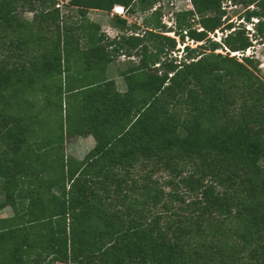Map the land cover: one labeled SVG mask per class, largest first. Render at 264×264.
<instances>
[{"label":"trees","instance_id":"obj_1","mask_svg":"<svg viewBox=\"0 0 264 264\" xmlns=\"http://www.w3.org/2000/svg\"><path fill=\"white\" fill-rule=\"evenodd\" d=\"M160 1L0 0V264H264V69L216 52L264 46V0H188L170 27ZM115 6L147 27L107 38L87 14ZM63 96L78 116H51Z\"/></svg>","mask_w":264,"mask_h":264},{"label":"rangeland","instance_id":"obj_2","mask_svg":"<svg viewBox=\"0 0 264 264\" xmlns=\"http://www.w3.org/2000/svg\"><path fill=\"white\" fill-rule=\"evenodd\" d=\"M56 3H59L61 5V12L63 15H71L73 16L74 14V9L69 8L67 6V0H55ZM160 9H161V23H163L166 27H170L172 25V19H171V14L174 12H178L181 10H187L190 9V4L188 2V0H161L159 3ZM224 9H225V17H226V23L228 22H232L234 23V25L241 23L240 21V16L242 14V9L240 7H233L231 5H229V3H224L223 4ZM113 13L112 11L110 13H105V12H96V11H90L87 14V17L92 19L93 21H98V23H102L100 28L102 33L105 34V36H107L108 38H111L113 36H116L118 34H120V30L119 28L114 25H112V16ZM22 17L24 19L29 20V18L31 17V14L28 12H24L22 14ZM121 17L125 18V20L127 21L128 25H135L138 28H141V30H143L144 28L147 27L146 23H144L145 18L150 19V14L149 15H142V14H134L132 16H126L125 12L121 15ZM148 22L150 20H147ZM145 24V25H144ZM244 24V23H242ZM245 25V24H244ZM143 28V29H142ZM251 25L247 24L245 25V30L248 31V36H250L251 33ZM227 32H222L217 30L214 33L210 34L208 37L212 40V41H219L222 34H226ZM167 36H172V33H167ZM249 38V37H248ZM185 44H188V46L190 48H194L196 46H198L200 43H196V42H191V41H187L185 42ZM183 45L178 44L176 46V48H179V52L175 53L176 56H180V49L182 48ZM216 52L218 53H223V52H228L229 56H235V58L238 61H241L242 57H252L254 60H256L258 62V68L261 70L264 69V46L262 44H259L258 42L255 43L254 41H251V46L249 48H247L244 51H236V52H230L227 49H223L221 50H217ZM122 58H118V61L122 62L125 57L121 56ZM75 97H71V96H63L62 98V112L61 114L59 113V111H57V108L54 112V114H52L51 116H66V114L68 116H78L80 114L79 110L82 109L83 104H81V101L75 100ZM77 104V105H76ZM39 116H46V113L43 111V109L41 108L43 106V102L41 101L39 103ZM56 118V117H54ZM60 119V117H58V120ZM50 128H53V123L50 124ZM69 140V139H68ZM65 146V145H64ZM11 215V211L9 208H5L3 210L0 211V218L3 217H8Z\"/></svg>","mask_w":264,"mask_h":264},{"label":"crops","instance_id":"obj_3","mask_svg":"<svg viewBox=\"0 0 264 264\" xmlns=\"http://www.w3.org/2000/svg\"><path fill=\"white\" fill-rule=\"evenodd\" d=\"M99 12V11H96ZM90 21L95 22L101 26L102 23L98 21H93L89 18ZM117 36V35H116ZM116 36H113L109 39H112ZM108 38V37H107ZM120 59L122 57H119ZM137 59L130 58L129 60L125 58L122 62L118 61V58L107 65L105 69V76L108 80L113 82L114 89L117 93L123 94L126 91L125 83L120 75V72L125 68L127 63L136 62ZM69 139V140H68ZM95 141L91 135L86 136H73L65 139L64 142V154L65 156L71 157L77 161H81L85 155L94 147Z\"/></svg>","mask_w":264,"mask_h":264},{"label":"built area","instance_id":"obj_4","mask_svg":"<svg viewBox=\"0 0 264 264\" xmlns=\"http://www.w3.org/2000/svg\"><path fill=\"white\" fill-rule=\"evenodd\" d=\"M55 7L61 9V5H60L59 3H57V4L55 5ZM112 13H113V15H118V16L121 17V15L124 13V10L122 9V7L115 6V7H113V9H112ZM224 49H225V48H224Z\"/></svg>","mask_w":264,"mask_h":264}]
</instances>
